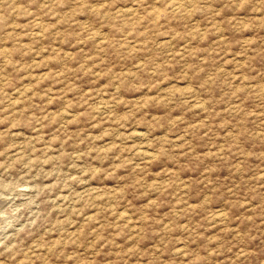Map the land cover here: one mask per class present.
<instances>
[{"label":"rangeland","instance_id":"374dc122","mask_svg":"<svg viewBox=\"0 0 264 264\" xmlns=\"http://www.w3.org/2000/svg\"><path fill=\"white\" fill-rule=\"evenodd\" d=\"M0 215V264H264V0H0Z\"/></svg>","mask_w":264,"mask_h":264},{"label":"bare ground","instance_id":"6f19581e","mask_svg":"<svg viewBox=\"0 0 264 264\" xmlns=\"http://www.w3.org/2000/svg\"><path fill=\"white\" fill-rule=\"evenodd\" d=\"M137 134V133H136ZM91 190V189H90ZM2 208V207H1ZM1 216V215H0Z\"/></svg>","mask_w":264,"mask_h":264}]
</instances>
